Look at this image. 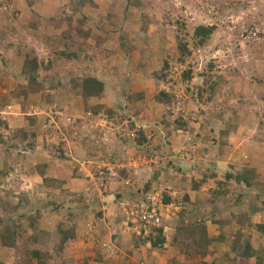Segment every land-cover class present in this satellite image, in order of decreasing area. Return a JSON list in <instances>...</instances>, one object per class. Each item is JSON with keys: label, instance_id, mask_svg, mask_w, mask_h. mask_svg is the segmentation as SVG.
I'll use <instances>...</instances> for the list:
<instances>
[{"label": "rangeland", "instance_id": "374dc122", "mask_svg": "<svg viewBox=\"0 0 264 264\" xmlns=\"http://www.w3.org/2000/svg\"><path fill=\"white\" fill-rule=\"evenodd\" d=\"M200 24L215 27L204 46L194 35ZM27 54L38 57L36 68L24 69ZM33 73L37 90L14 95L26 92ZM88 76L106 82L102 98H84ZM163 90L173 97L163 100ZM96 105L112 116L105 108L96 115ZM32 131L35 149L24 140ZM261 150L264 0H0V264H77L54 243L58 223H77V252L113 258L116 242L93 253L102 218L112 245L129 233L141 255L150 233L127 212L145 203L141 191L160 183L176 191L162 224L167 244L156 249L163 252L174 245L178 222H194L192 200L185 208L182 200L207 175L194 170L218 168L212 161L222 155L238 175ZM155 151L166 157L151 166ZM43 165L57 184L46 183ZM216 183L209 190L217 195ZM217 200L208 210H219Z\"/></svg>", "mask_w": 264, "mask_h": 264}, {"label": "crops", "instance_id": "0c3cea01", "mask_svg": "<svg viewBox=\"0 0 264 264\" xmlns=\"http://www.w3.org/2000/svg\"><path fill=\"white\" fill-rule=\"evenodd\" d=\"M105 93L106 92H104V94ZM93 125L92 123L89 124V126ZM132 133L133 131L131 134ZM140 146L139 144V147ZM232 149V145L230 144L229 146L228 144L226 151L230 153ZM219 156L212 161V165L214 166L216 164L217 166H215L218 168L209 169L207 167H200L199 165V167L194 170V172H199L200 170L204 171L207 175H205L206 180L202 182L200 188L192 186L187 190L192 200L191 205L193 204L192 207H190V204L188 205L189 211L187 213L190 216L188 219L191 221L192 219L195 220L199 218L203 221V215H206L205 222L208 235L213 239V243L210 247L211 252L207 256L209 264L212 262H214L213 264H240L239 261H241V258L239 252L232 249L233 241L236 237L241 238L243 243H248L253 250L251 257L245 260L243 259L246 264H264V151L261 150V153L258 155L260 156L259 158L256 156L255 152L251 154L250 166H253L256 173L259 174L258 177L256 176L257 182L253 183L252 186H248L244 181H237V174L233 172L232 168L233 162L225 160V158L222 159V155ZM132 159V161H137L135 158ZM140 160L142 159L140 158ZM132 161L128 164H132ZM228 173L233 174V178L229 180L230 182L227 181L230 184H225L224 182L227 180L226 176ZM216 179L219 182L217 187H219L218 192L220 194H215L214 197H219V200H217L219 210L210 211L208 209L212 207L216 208V206L214 205L215 202H212L213 198L210 200L212 191L214 190H209V185H211L210 183H216ZM205 189H207V191L209 190V192L205 191ZM224 194H226L225 197L221 199ZM197 197H202V200L197 201ZM102 220L105 221L106 219L102 218ZM104 221L103 224L99 222L102 228L94 230L96 232L95 234L98 235V243L93 245V253H96L98 248L105 250V247L112 248L116 242V245L118 243V250L116 251L119 252V254L115 255L113 258L109 257L107 260H103V256H99L100 260H98V255L96 254L98 261L94 260L90 258L91 252L88 253L89 251H87V253L77 252V244L79 242V239H77L70 252L67 253L71 256V260L75 258L76 261L74 262L77 264H183L184 262L195 264L199 260L198 255L188 257L185 253L183 254L181 247L173 242L172 244L174 245L163 252H157V248H154L150 253H148V246L150 247L151 244L148 243L145 247H142L141 255L139 254L137 256L135 254L137 251L134 250V255L132 251L131 254H127L125 258L126 253L132 249L129 246L131 242L129 236L130 239L133 236L129 233H124L118 239L116 238L112 245V229L111 227H106ZM107 224L109 223L107 222ZM116 224L115 222V227L118 226V224ZM102 230L105 232L104 235L100 233ZM126 241L130 242L125 244ZM79 255H81L82 263H79V260H77ZM236 257H238L239 261L236 260ZM123 258L127 259V262L124 263Z\"/></svg>", "mask_w": 264, "mask_h": 264}, {"label": "trees", "instance_id": "16d2710c", "mask_svg": "<svg viewBox=\"0 0 264 264\" xmlns=\"http://www.w3.org/2000/svg\"><path fill=\"white\" fill-rule=\"evenodd\" d=\"M215 30L214 26H208L205 24H200L196 27L195 30V37L199 39V45H206L209 41V39L211 38L213 32ZM180 49L181 51H189L187 44L180 42ZM38 63V57L36 56H30V54L24 58V69H28L30 67H35L37 66ZM168 64V62H167ZM25 72V71H24ZM26 74V72H25ZM37 79H38V74L37 73H33V74H29V84L28 87L26 88V92H21L18 91L16 93H14V95L16 96H28L30 90H37V88H35L34 86L37 84ZM86 91L89 92H82L86 97H84L85 99L88 98H101L102 95L104 94V92H106V82L102 79V78H93V77H87L86 80ZM161 96H163V100L168 101L170 100V98L173 97V95L170 92H166V91H161L160 93ZM169 98V99H168ZM106 106L104 105H96L94 106V112L96 115L99 114V112H101V109L105 108ZM105 110L109 113V115L112 116L113 111L109 110V108H105ZM168 115H170V113H168ZM3 125H8V123H6L4 120H2ZM35 122H33L34 124ZM169 124V122L164 123V126L166 127V125ZM176 129H184L187 128L188 125L186 123H176L175 124ZM143 130V129H142ZM140 133H141V138L138 139L139 143H144V141L146 140L145 138V134L144 131L142 132L140 129ZM23 134V133H22ZM24 140H28V145L27 147H29L30 149H35V147L37 148V135L35 133V131L33 132H26L24 134ZM55 149L57 148L55 145H51L49 149ZM60 151V158H64L66 156L65 152L63 151V148H58ZM62 149V150H61ZM163 154V152H162ZM47 165H43V168L40 170V174H42L45 178V181H47L46 183L48 185L51 184H57L58 180H52L50 179V177L47 175ZM125 174L124 176H127L126 172L123 171ZM156 174L158 175V173H155L153 176L155 177ZM49 177V178H48ZM158 177V176H157ZM227 180L226 182H224L225 184H228L227 181H229L231 178H233V174L228 173L226 176ZM237 181H244L248 186H252L253 183L256 182V171L255 168L249 165H246L243 168V171L240 172L237 175ZM206 180L203 179L202 181ZM200 181V182H202ZM196 184H194L193 186L195 187ZM197 186H199L197 184ZM150 186H148L149 188ZM148 188H146L145 190H143V192L141 191V197L145 196V193L147 192V190H149ZM138 191H140L141 189H137ZM166 197H165V201L167 203L172 202V198L170 197V195L168 193H165ZM215 193L214 191H212V197L210 198V200H212V198H214ZM191 201L190 196L188 194H185L182 200V205L183 208H185V204L189 203ZM41 213H38L35 216V219L39 220V217ZM181 214V212H180ZM100 217L101 212H99ZM205 216L203 215L204 220H200L199 218L193 220L194 222L192 223H181L178 222L176 225V235L173 237V243L179 245L182 249L183 254L185 253L186 256H194V255H198V261L195 264H209V262L207 261V256L210 254L211 250L210 247L213 243V239H211L208 235V230H207V226H206V222H205ZM177 219V218H176ZM81 220V217H80ZM84 220V219H83ZM82 220V221H83ZM221 221V220H219ZM77 223L74 224L73 227L71 228H67L64 224L62 225L61 223H58V226H56V228L53 230V240L54 243L56 245V247L58 249H60L63 253L62 254H67L70 252L71 247L73 246L74 242L78 239L77 238ZM77 227V228H76ZM164 228L163 226L160 227H155L154 230L148 235V240L150 241L151 247L154 248H158V247H164V245L166 244V237L163 235L164 233ZM140 237V236H139ZM139 237L136 235V239ZM137 245L139 244V242L137 241L136 243ZM232 249L235 251H238L240 254V258L241 261H239L238 257H236V260H238L240 262V264H246L245 261H243V259H248L249 257H251L253 250L250 248L248 243H243L241 241V238L236 237L235 240L233 241V245H232ZM130 251L132 252V250L130 249ZM132 254L134 255V253L132 252ZM34 256L36 257H40L41 254L38 251H35L33 253ZM206 259V260H205ZM32 260V259H31ZM238 262V263H239ZM33 263V262H32ZM214 262L210 263L213 264Z\"/></svg>", "mask_w": 264, "mask_h": 264}, {"label": "built area", "instance_id": "2783aa9c", "mask_svg": "<svg viewBox=\"0 0 264 264\" xmlns=\"http://www.w3.org/2000/svg\"><path fill=\"white\" fill-rule=\"evenodd\" d=\"M189 155V152H185ZM161 156L159 154L153 155L151 157L152 165L159 164ZM150 164V165H151ZM111 171V168L108 167ZM176 191H170L163 184H157L156 186L150 188L145 193V203L139 202L135 207H132L128 211L127 216L134 220H137V227L141 226V231L145 233H151L155 227H160L164 223L165 214H169L172 210V202L167 203L165 201V193H168L171 197L175 195ZM172 198V197H171ZM175 213V212H174Z\"/></svg>", "mask_w": 264, "mask_h": 264}, {"label": "clouds", "instance_id": "9594fccd", "mask_svg": "<svg viewBox=\"0 0 264 264\" xmlns=\"http://www.w3.org/2000/svg\"><path fill=\"white\" fill-rule=\"evenodd\" d=\"M88 113H91V114H92L91 111H89ZM99 114H100V113H99ZM69 121H71V118H69ZM187 150H188V149H187ZM188 152H189V154H190V150H188ZM155 153H156V151H155ZM159 154H160V153H159ZM160 156H161L160 163L162 164L166 156L163 157V154H162V153L160 154ZM109 162H110V161H109ZM160 163H159V164H160ZM159 164H157V165H155V166H158ZM151 165H152V164H151Z\"/></svg>", "mask_w": 264, "mask_h": 264}]
</instances>
